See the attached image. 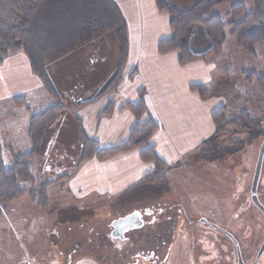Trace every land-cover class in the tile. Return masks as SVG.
Masks as SVG:
<instances>
[{"label": "rangeland", "instance_id": "1", "mask_svg": "<svg viewBox=\"0 0 264 264\" xmlns=\"http://www.w3.org/2000/svg\"><path fill=\"white\" fill-rule=\"evenodd\" d=\"M190 1L172 0V4L185 8ZM249 1L247 8L252 11L253 3ZM229 7L230 4L221 5L215 13L223 14ZM224 50V58H217L219 69L207 84V90L215 94L216 98L221 93H227L221 98L228 120L242 117L246 111L251 120L258 119L255 129H247L248 125L240 123L243 120L240 119L238 126L228 128L227 136L204 147L199 156L194 154L184 157L181 159L184 161L177 163L174 168L168 167L164 173V184L134 189L126 199L115 201L102 196L77 198L74 191L70 195L62 193L61 185L56 184L50 189L51 202L49 201L46 209L31 203L27 195L22 198V202L21 199L14 201L18 202V206H9L14 202L4 205L0 213V264L129 263L131 257L127 262L122 259V256H126V251L119 250L108 240L112 223L135 209L157 212L159 208L164 210L165 217H173L168 219L170 222H179V225L192 224V255L195 264H232L233 261V252L225 247L227 243L214 240L222 236L206 226H201V219H207L231 233L238 240L245 262H253L264 241V215L251 203L253 176L264 142V95L259 85L248 82L242 73L264 76V47H258L260 58L253 60L241 52L236 47L235 40L228 36ZM65 66H61L64 78L61 71L57 84L52 78L58 99L45 91L48 97L47 106L48 102L53 104L48 108L61 105L63 111L51 126L41 158L35 161V188L39 187L41 181V184L48 182L43 179L45 174H48L50 180H55L59 173L70 174L75 168L72 150L68 153L71 155L69 158L58 160V152H65L66 145L61 143L62 148H56L59 142L64 141L63 138H72L74 132L78 135V119L73 121L71 116V99L76 96V91L74 86L66 85L67 79L75 77L76 69ZM55 77L57 81V74ZM223 78L224 81H221ZM12 104V111L7 109L0 114L2 145L5 146L3 158L7 167L11 166L13 160L9 146L20 152L26 150L28 144L29 149L31 147L27 136L33 114L28 113L25 108L16 107L13 102ZM42 110L45 109L34 112ZM238 148L240 153L236 154ZM66 187L69 188L68 185ZM257 196L264 206V165ZM18 207L23 210H18ZM145 220L151 221L152 218L145 217ZM152 234L153 228L147 227L128 235L135 239V243H142L146 241L147 235ZM205 237H208V248L212 250H206L201 245L200 240ZM190 238L188 231L179 226L169 255L162 264H194L189 262L188 257L189 242L186 240L191 241ZM149 244V241L142 244L145 250L153 246ZM204 260L206 261L201 263ZM258 264H264V254Z\"/></svg>", "mask_w": 264, "mask_h": 264}, {"label": "crops", "instance_id": "2", "mask_svg": "<svg viewBox=\"0 0 264 264\" xmlns=\"http://www.w3.org/2000/svg\"><path fill=\"white\" fill-rule=\"evenodd\" d=\"M112 1L119 8L126 22L128 38L124 81L117 91L89 104L81 105L92 101L118 70L119 41L113 32L93 40L50 65L49 73L57 84L60 78L59 71L64 78L61 66L66 65L76 69L75 77L67 79V84L64 83L74 86L76 91V96L71 99L73 103L71 116L73 121L78 119L82 122L86 135L97 141L101 148L116 147L128 140L137 119L130 110L123 107L136 104L139 93L144 90L148 113L142 117L141 122L152 119L160 126L161 129L154 135L151 144L156 147L158 157L170 168H174L177 163L184 161L181 160L184 157L194 154L199 156L204 144L214 135L216 128L212 115L222 108L223 99L219 97L202 100L199 93L192 91L190 87L210 83L212 76L218 70L217 61L211 56L181 67L178 54L158 53L160 42L171 38L172 31L170 15L159 12L156 0ZM165 1L173 12L183 13L194 9L200 0H191L189 6L185 8L176 7L172 4V0ZM238 1L247 6L249 0ZM229 9H226L222 15L225 16ZM222 56H225V50ZM15 97L26 98L28 106L33 111L53 105L48 102L49 106H47L48 97L42 82L32 73L29 59L24 54L8 58L0 67V114L5 112L3 110H13L12 100ZM110 103L115 105L112 116L99 119ZM15 110L20 111L18 108ZM1 134L0 129V139L3 143ZM25 134L27 135V129ZM63 140L56 145V148H62L61 143L63 146L66 145L65 152L61 150V153L58 152V160L72 155L75 168L70 174L59 173L55 180H50L48 174L44 175L43 179L53 182L49 187L48 197L51 187L59 184L62 193L66 192L70 195L74 191L77 198L89 199L102 196L110 197L115 201L126 199L134 189L140 187L138 185L142 179L154 171L152 163L141 160L143 149H136L105 161L92 159L84 162L79 168L78 162L81 156L79 135L74 132L72 138L67 137ZM29 146L28 144L24 151L29 150ZM3 148L5 149L4 144ZM8 148L12 154L18 155L24 152L13 149V146ZM69 151L73 154L69 155ZM67 185L69 188L66 187ZM27 197L33 203L32 199ZM17 203L14 202L9 206H18ZM71 206L75 207L72 204ZM18 210L23 209L18 207Z\"/></svg>", "mask_w": 264, "mask_h": 264}, {"label": "trees", "instance_id": "3", "mask_svg": "<svg viewBox=\"0 0 264 264\" xmlns=\"http://www.w3.org/2000/svg\"><path fill=\"white\" fill-rule=\"evenodd\" d=\"M252 3L254 8L249 11L246 4L238 0H200L194 9L175 13L165 0H156L159 12L170 15L172 31L171 38L160 42L158 53L178 54L181 67L211 56L217 61V58H224L222 55L230 36L241 52L253 60H258L260 56L257 48L264 47V0H252ZM224 4H230L229 12L225 16L216 14V8ZM111 32L116 34L119 41L118 70L92 101L81 105L117 91L124 81L123 72L128 57L127 25L116 4L112 0H0V67L8 58L24 54L29 59L32 73L42 82L44 90L58 99L49 66ZM242 74L248 82H256L264 95L263 75L248 72ZM221 81H224V78ZM206 86L193 85L190 89L198 92L202 100L216 98ZM226 95L227 93H221L218 97ZM12 102L16 107L25 108L28 113L33 114L28 127L31 147L21 154H13L12 164L7 167L0 139V213L4 205L26 195L39 208L46 209L49 204L48 190L53 182L48 181L35 188L37 179L34 164L41 158L51 126L62 113L63 107L57 105L35 113L28 107L24 97H15ZM114 108L115 105L110 103L99 119L111 117ZM123 109L130 110L137 122L128 140L116 147L101 148L97 141L86 135L82 122L77 121L81 141L78 167L92 159L105 161L136 149H143L140 158L145 163H152L154 171L145 176L138 186L164 184V173L169 166L158 157L156 147L151 144L152 138L161 128L152 119L141 122L142 117L148 113L145 91L139 93L136 104L126 105ZM226 116L225 107L213 113L212 119L216 129L204 147L213 141L218 142L220 138L228 135V128L236 127L240 123L248 125L247 129H255L257 126L258 119L251 120L246 111L242 117L232 120H228ZM240 119L243 120L239 123Z\"/></svg>", "mask_w": 264, "mask_h": 264}, {"label": "flooded vegetation", "instance_id": "4", "mask_svg": "<svg viewBox=\"0 0 264 264\" xmlns=\"http://www.w3.org/2000/svg\"><path fill=\"white\" fill-rule=\"evenodd\" d=\"M237 142L239 143V140ZM237 150L238 151L236 152V154H239L240 148H238ZM207 161H209V160H207ZM263 165H264V161L262 164L261 176H262V172H263ZM254 175H255V173H254ZM261 176H260V180H261ZM251 203L254 204L253 200H252V195H251ZM137 213L140 214V216L138 217L140 219V221H139L140 225L139 226L135 225L136 222H131L134 220H129V221H127V223L124 221H121V220L126 219L129 216H132V215L137 214ZM145 217H150V218H152V220L147 221V220H145ZM184 217L187 218V215L184 214ZM170 218H171L170 216L165 217L164 210L162 208H159L157 210V212H155L153 210H149V209H147L145 211L141 210V209H139V210L135 209L133 211L128 212L124 216L119 217L117 220H115L112 223L111 232L108 235V240L110 241V243L117 246V248L119 250L126 251L125 252L126 256H124V257L122 256V259H125L126 262L131 257L132 258L131 262H134L132 264H162V262L165 261L169 255V249H170V246L173 242L175 232H176L177 228L180 226L181 229H186L188 231V235L191 237L190 238L191 241H188V240H186V241L189 242V244H188V246H189V252H188L189 262L194 263V259H193V255H192V251H193L192 240L194 241V237L192 238V235H194L192 224L186 223V225H179L178 224L179 222L168 221V219H170ZM190 223H192V222H190ZM199 223L201 226H206L207 228L212 229L216 234H219L222 236L221 238H216L214 240H217V242H224V244L227 243L225 247H229L227 249H230V251L233 252L232 264H240V256L242 259V263L248 264L245 262V260L242 256L238 240L231 233L227 232L224 228L219 227L217 224L208 221L207 219H201ZM135 226H138V227L135 228ZM147 227L153 228V234L150 236L147 235L146 241H143L142 243L141 242L135 243V239L129 237V235H128L131 232H134V231L138 232V231L144 230ZM147 241H149V243H150L149 245H153V246H149L148 248H146L147 250H145L142 244L147 243ZM200 241H201V245L203 244L206 247L205 248L206 250H212V249L208 248L209 244H210L208 237L207 238L205 237V238L201 239ZM129 248L131 250H129ZM261 248H260L257 256L255 257L254 261L251 262L250 264H258L259 263L262 255L264 254L263 253L259 257ZM217 250H218V248H217ZM130 254H132V255H130ZM205 261L206 260L202 261L201 263H203ZM131 262L125 263L123 261V263H121V264H131Z\"/></svg>", "mask_w": 264, "mask_h": 264}, {"label": "water", "instance_id": "5", "mask_svg": "<svg viewBox=\"0 0 264 264\" xmlns=\"http://www.w3.org/2000/svg\"><path fill=\"white\" fill-rule=\"evenodd\" d=\"M263 161H264V142L261 146V149H260V153H259V157H258V161H257V167H256V171H255V176H254V180H253V185H252V200H253V203L254 205L263 213L264 215V206L261 204V202L259 201L258 199V196H257V191H258V185H259V181H260V176H261V170H262V164H263ZM140 216L139 213L137 214H134L132 216H129L128 218L126 219H123L121 221H124L127 223V221L129 220H134V221H131V222H136L135 225H140V219L138 218ZM129 224V223H128ZM138 226H135L138 227ZM133 228V227H132ZM264 253V241H263V245H262V248H261V251H260V254H259V257ZM240 264H243L242 263V259H241V256H240Z\"/></svg>", "mask_w": 264, "mask_h": 264}]
</instances>
